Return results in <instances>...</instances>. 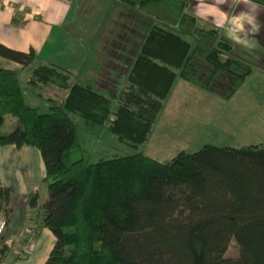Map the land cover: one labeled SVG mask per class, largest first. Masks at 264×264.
<instances>
[{"label": "trees", "instance_id": "1", "mask_svg": "<svg viewBox=\"0 0 264 264\" xmlns=\"http://www.w3.org/2000/svg\"><path fill=\"white\" fill-rule=\"evenodd\" d=\"M117 1L165 13L162 23L147 28L119 92L77 82L72 70L51 62L36 65L25 87L18 71L0 67V126L7 115L17 122L0 134V146H33L45 164L49 199L41 219L56 236L46 264H264L261 145L206 144L167 162L142 152L96 162L73 158L80 141L70 113L89 125L107 124L138 147L149 139L178 77L211 87L220 73L241 82L252 73L250 64L233 55L221 29L197 25L187 0ZM248 1L264 6V0ZM169 20L179 32L166 27ZM186 30L195 43L181 34ZM0 55L25 67L36 52L0 44ZM45 87L66 94L62 104L46 97L49 110L41 112L25 93ZM9 203L10 188L0 185L6 219ZM232 239L239 256L223 263ZM8 249L0 246V261Z\"/></svg>", "mask_w": 264, "mask_h": 264}, {"label": "crops", "instance_id": "2", "mask_svg": "<svg viewBox=\"0 0 264 264\" xmlns=\"http://www.w3.org/2000/svg\"><path fill=\"white\" fill-rule=\"evenodd\" d=\"M2 1L0 44L25 52L34 50L36 57L28 66L34 68L41 62L55 63L72 70L75 81L89 84L102 93L116 92L113 85L104 83V80L110 79V75L116 82L120 79L121 84L125 83L134 60L132 55L135 58L140 45L120 39L125 33L124 25L131 26V12L126 6L116 0ZM250 2L188 1L189 11L197 16V22L207 28H219L231 38L233 35L228 33L230 28L240 30L238 24L246 28L253 21L251 16L256 8ZM79 12L82 26L77 29L72 23ZM126 13L129 21L121 23V17H125ZM114 14L116 23L109 22ZM95 16H101L99 23L90 25V17ZM118 42L129 47L123 69L121 58L115 55ZM115 61L117 65L113 63ZM28 66L24 67L20 62L0 55V67L16 70L19 75ZM45 89L49 97L59 93L63 102L66 93L55 87ZM45 176V164L39 149L27 145L0 146V185L10 188L8 224L0 235V246L8 245L9 249L0 264H46L56 236L43 225L41 219L42 205L49 199ZM35 196L37 201L32 204Z\"/></svg>", "mask_w": 264, "mask_h": 264}, {"label": "rangeland", "instance_id": "3", "mask_svg": "<svg viewBox=\"0 0 264 264\" xmlns=\"http://www.w3.org/2000/svg\"><path fill=\"white\" fill-rule=\"evenodd\" d=\"M249 4L256 8L249 26L246 28L243 26V31L236 28L228 30L233 36H239L243 43L236 42L222 30V36L232 44L233 55L252 67V73L245 81L241 82L227 73H220L213 85L206 87L178 77L149 139L138 147L120 140L117 134L108 129L107 124L89 125L80 115L70 113L76 124L80 141V147L74 149L72 153L73 158L83 157L89 162H96L144 152L155 159L167 162L182 150L195 152L206 144L231 147L259 144L264 147V6L252 2ZM127 8L131 12V26L124 25L125 33L120 39L131 40V44L134 42L141 44L149 25L155 22L162 23L165 15L150 9ZM75 17L76 20L72 25L79 29L82 26V15L79 12ZM115 17L116 15L108 21L116 23ZM128 17L126 13L125 17H121L120 22L127 23ZM100 18L101 16L90 17L88 23L97 25ZM117 21L119 22V19ZM169 21L171 22L165 23L166 27L179 32V24ZM197 25L207 28L201 22H197ZM127 28L130 30L127 31ZM181 34L195 43L190 30L181 31ZM128 48L122 42L117 43L115 55L121 58V69L127 61ZM113 63L118 64L116 61ZM32 67L28 66L21 72L20 82L23 87L27 85ZM104 83L113 85V90L116 92H119L125 84H121L120 79L116 82L111 75L110 79L104 80ZM49 96L45 88L39 89V93L29 90L25 93L26 101L38 107L41 112L49 110L46 99ZM52 97L58 104H62V96L59 93ZM116 106L117 104L114 103L113 108L115 109ZM16 126V118L7 115L5 123L0 126V134L9 133ZM238 256L239 245L232 239L223 263L234 262Z\"/></svg>", "mask_w": 264, "mask_h": 264}, {"label": "built area", "instance_id": "4", "mask_svg": "<svg viewBox=\"0 0 264 264\" xmlns=\"http://www.w3.org/2000/svg\"><path fill=\"white\" fill-rule=\"evenodd\" d=\"M2 6H3V1L0 0V7ZM7 224H8L7 219L4 217H0V235H2L4 231L6 230Z\"/></svg>", "mask_w": 264, "mask_h": 264}, {"label": "clouds", "instance_id": "5", "mask_svg": "<svg viewBox=\"0 0 264 264\" xmlns=\"http://www.w3.org/2000/svg\"><path fill=\"white\" fill-rule=\"evenodd\" d=\"M237 27L242 31L243 30V25L242 24H238ZM234 40H236V42L238 43H243V41L240 39L239 36H233L232 37Z\"/></svg>", "mask_w": 264, "mask_h": 264}]
</instances>
